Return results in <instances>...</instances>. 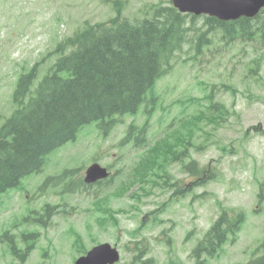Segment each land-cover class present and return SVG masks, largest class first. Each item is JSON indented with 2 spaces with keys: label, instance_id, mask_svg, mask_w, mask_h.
I'll return each mask as SVG.
<instances>
[{
  "label": "rangeland",
  "instance_id": "1",
  "mask_svg": "<svg viewBox=\"0 0 264 264\" xmlns=\"http://www.w3.org/2000/svg\"><path fill=\"white\" fill-rule=\"evenodd\" d=\"M169 1L127 0L122 16L151 15L150 4ZM108 2L0 0V116L14 109L18 76L84 21L109 19L115 11ZM188 24L193 41L177 53L171 70L152 90L158 103L149 118L147 145L178 128L182 119L192 120L193 115L196 122L206 114L197 122L200 128L189 151L200 167L210 166L215 178L179 195L176 186H167L160 177L162 171L146 173V180L134 177L142 146L120 141L130 124L140 127L147 121L143 107L122 117L108 135L97 122L89 123L76 140L46 156L42 172L22 178L23 188L0 195V237L8 231L25 250L24 233L37 234L25 261L9 253L7 237L0 239V264H73L84 248L105 241L119 248L117 264H132L142 251L154 264H194L193 248L224 207L243 211L245 221L235 238L205 258V264H254L262 254L258 246L264 237V201L258 202V193L264 182V27L255 30L254 39H242L209 29L203 17ZM200 34L210 43L196 53ZM54 59L46 61L42 76ZM211 93L212 102L207 97ZM210 103L220 104L219 111ZM94 159L110 166L112 177L91 187L76 184ZM166 170L183 187L193 181L179 163H168ZM65 173L61 183L50 184ZM122 183L128 186L123 189ZM47 204L57 213L42 225L35 217L45 213ZM113 212L117 222L112 221Z\"/></svg>",
  "mask_w": 264,
  "mask_h": 264
},
{
  "label": "trees",
  "instance_id": "2",
  "mask_svg": "<svg viewBox=\"0 0 264 264\" xmlns=\"http://www.w3.org/2000/svg\"><path fill=\"white\" fill-rule=\"evenodd\" d=\"M262 14L264 9L255 18L242 17L227 22L208 17L207 24L224 29L225 34L234 38L253 39V27L259 28L261 23L264 26ZM194 18L179 12L170 3H159L152 6L150 18L85 22L73 36L59 45L60 58L37 87L33 88V83L37 78L38 64L21 75L13 93L15 108L0 126V194L19 186L25 176L42 171L46 156L75 140L84 125L96 121L108 132L119 117L127 113L136 114L144 103L151 105L146 111L149 119L158 99L149 97L148 93L171 67L174 52L193 41L188 23ZM203 39L204 36L195 44L198 53L210 43ZM212 106L219 111L220 104ZM191 117L192 120L182 119L178 128L156 142L152 155L135 166V173L141 177L162 171L160 177L165 178L167 186H176L177 194L190 192L195 184L202 185L215 177V172L209 170L210 166L202 168L190 156L193 133L200 128L197 122L206 114L196 122L193 115ZM148 125L149 122L143 127L131 125L123 143L132 137L145 141ZM174 162L181 164L182 170L193 179L185 187L178 181L173 182L166 170V165ZM208 170L210 178L206 176ZM126 186L122 184L123 189ZM259 201H264V183L260 185ZM47 213L50 217L51 209ZM112 219L117 222L114 212ZM244 219L243 211L222 208L193 248L194 264H205V258L216 255L229 238H235ZM12 249H16L13 243ZM258 249L262 254L253 262L264 264V237ZM153 260L137 254L132 264H154Z\"/></svg>",
  "mask_w": 264,
  "mask_h": 264
},
{
  "label": "water",
  "instance_id": "3",
  "mask_svg": "<svg viewBox=\"0 0 264 264\" xmlns=\"http://www.w3.org/2000/svg\"><path fill=\"white\" fill-rule=\"evenodd\" d=\"M181 11L196 14L208 13L220 19H237L241 16H254L262 7L264 0H172ZM107 170L94 164L87 170V181L106 177ZM119 260V252L109 243L93 247L86 255L80 256L74 264H113Z\"/></svg>",
  "mask_w": 264,
  "mask_h": 264
}]
</instances>
